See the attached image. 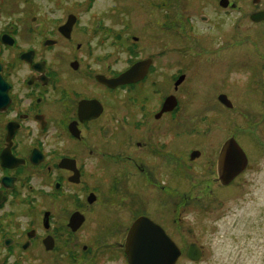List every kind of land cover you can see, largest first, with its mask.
I'll use <instances>...</instances> for the list:
<instances>
[{"label": "flooded vegetation", "instance_id": "obj_1", "mask_svg": "<svg viewBox=\"0 0 264 264\" xmlns=\"http://www.w3.org/2000/svg\"><path fill=\"white\" fill-rule=\"evenodd\" d=\"M96 1L0 0V264H129L139 220L174 264H264L263 4L184 19L162 68Z\"/></svg>", "mask_w": 264, "mask_h": 264}, {"label": "rangeland", "instance_id": "obj_2", "mask_svg": "<svg viewBox=\"0 0 264 264\" xmlns=\"http://www.w3.org/2000/svg\"><path fill=\"white\" fill-rule=\"evenodd\" d=\"M169 1V7H154L152 0H126L125 5L128 10L117 8L123 0H98L96 1L94 11L105 19H113L117 23L123 18L130 24L127 33L139 38L141 51L143 55L154 54L157 57L158 67L167 68L168 51L170 49L179 50L182 46V33L185 30L184 19L198 20L201 14L212 13L217 5V0H165ZM163 0V2H165ZM161 0H155L159 3ZM243 9L246 5L251 4L252 0H232ZM263 4L264 0L259 1ZM125 9V8H124ZM171 14V15H170ZM166 15L174 17L173 24L167 23ZM185 17V18H183ZM113 24V23H112ZM116 29L119 26L115 27ZM173 56H176L174 54ZM120 66V65H118ZM117 67V65H116ZM167 84L165 79L163 88ZM205 264H219V262H206ZM221 264H225L222 262ZM237 264H258V262H238Z\"/></svg>", "mask_w": 264, "mask_h": 264}, {"label": "water", "instance_id": "obj_3", "mask_svg": "<svg viewBox=\"0 0 264 264\" xmlns=\"http://www.w3.org/2000/svg\"><path fill=\"white\" fill-rule=\"evenodd\" d=\"M259 3V0H253ZM226 0H221V5H226ZM254 21L264 19V14H255L252 16ZM148 62L135 64L127 72L121 74L119 77L105 81L109 86L115 87L121 84L134 83L141 79L146 74L149 66ZM232 146L228 143L224 151ZM142 238L141 247H135V241ZM148 241L145 242V239ZM144 240V241H143ZM137 244V243H136ZM125 252L127 254L129 264H174L179 256V250L175 244L165 235L164 231L150 222L139 220L131 229L128 235V242L126 244ZM194 250L190 249L189 256L192 260H197L191 253Z\"/></svg>", "mask_w": 264, "mask_h": 264}]
</instances>
